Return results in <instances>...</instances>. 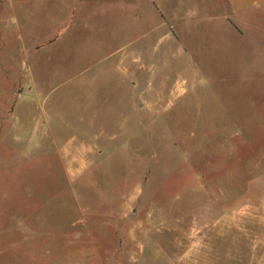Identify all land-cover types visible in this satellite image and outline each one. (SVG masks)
Masks as SVG:
<instances>
[{
	"label": "rangeland",
	"instance_id": "374dc122",
	"mask_svg": "<svg viewBox=\"0 0 264 264\" xmlns=\"http://www.w3.org/2000/svg\"><path fill=\"white\" fill-rule=\"evenodd\" d=\"M163 11L0 0V264L264 240V15L180 37Z\"/></svg>",
	"mask_w": 264,
	"mask_h": 264
},
{
	"label": "crops",
	"instance_id": "0c3cea01",
	"mask_svg": "<svg viewBox=\"0 0 264 264\" xmlns=\"http://www.w3.org/2000/svg\"><path fill=\"white\" fill-rule=\"evenodd\" d=\"M162 7L172 28L167 32L180 34V37H183L181 34H192V30L204 31L205 27L211 26L222 29L228 36L242 35L250 30H260L259 19L264 15V0H162ZM128 14L130 18L138 19V11L133 6ZM149 238L146 255L143 254L144 247L138 244L141 249L131 256V264H264V240L260 239L229 240L228 243L233 244L229 247L234 250L226 258H220L218 245L201 238L183 242L182 249L178 246L175 255H167L159 246L161 241Z\"/></svg>",
	"mask_w": 264,
	"mask_h": 264
}]
</instances>
